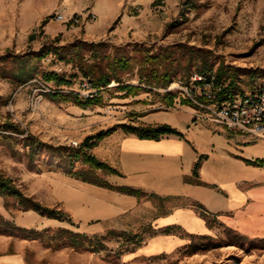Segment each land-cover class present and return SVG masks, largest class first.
<instances>
[{
  "label": "rangeland",
  "instance_id": "1",
  "mask_svg": "<svg viewBox=\"0 0 264 264\" xmlns=\"http://www.w3.org/2000/svg\"><path fill=\"white\" fill-rule=\"evenodd\" d=\"M113 5L116 8L110 12ZM94 7L97 9L95 14L91 13ZM56 14L64 15L67 21L57 22ZM126 16L128 30L123 34L113 33L119 28L121 17ZM72 19H79V22ZM48 23L63 33L46 34ZM78 40L87 44L107 42L112 47L127 46L131 50L137 45H145L153 47L155 52L177 45L211 51L218 62L217 67L223 64L240 71L242 90L251 89L255 83L264 86V0H0V173L12 178L26 195L64 212L62 203L56 198L57 187L51 184L49 177L54 174L70 176L64 173V168H58L60 162L48 153L41 154L33 164L35 168L31 169L28 150L22 148V140L27 134L56 147L80 149L86 138L115 125L139 122L138 118L147 113H160L158 117L163 119H183L186 114L182 109L187 108H181L184 105L179 101L184 103L185 100L177 86L172 91L146 88L138 75V66L123 74V82L140 90L126 95L119 92L118 84L113 82L93 98L98 105L85 109L75 103H58L49 97L52 93L48 89L54 93L79 95L84 79L81 74L71 78L78 72L71 65L54 62L51 58L39 63L32 61L41 72L65 75L72 80L70 86L46 83L41 76L18 86L7 78L6 73L20 65L16 57L37 53L46 45L63 46ZM178 82L179 78L173 84ZM168 92L181 99H177L176 104L171 103ZM6 122L24 134L3 132ZM53 162L56 165L51 167L49 164ZM81 167L78 163L77 168ZM97 174L105 179L108 177L103 172ZM4 203L0 198L1 213L19 227L39 231L50 229L51 234L60 228H70L68 222L62 226H48V218L33 211L18 212L12 206L11 212H7L3 209ZM173 204L150 197L148 210L137 221L140 228L133 227L131 220L119 219L117 228L98 234L114 233L108 237V250L98 254L70 248L52 249L39 240L0 234V264H66L68 261L84 264H264V241L261 240L264 238L239 241L220 227L212 237L221 243V248L194 255H184L182 251L127 262L126 254L135 245L117 235L138 233L146 242L156 234L152 220L170 211ZM181 206L188 204L181 203ZM199 238L195 236L192 241L199 242ZM194 256L203 258L197 257L195 262H190L188 258Z\"/></svg>",
  "mask_w": 264,
  "mask_h": 264
},
{
  "label": "crops",
  "instance_id": "2",
  "mask_svg": "<svg viewBox=\"0 0 264 264\" xmlns=\"http://www.w3.org/2000/svg\"><path fill=\"white\" fill-rule=\"evenodd\" d=\"M95 10L92 8L91 13L95 14ZM120 15L121 12L113 21ZM126 19L127 16L121 17V24L113 33L123 34L128 30ZM45 29L48 35L63 33L53 29L50 23ZM183 107H187L182 109L186 114L183 119H163L158 117L160 113H147L138 118L139 122H132L141 126L168 124L181 132L182 137L166 135L161 140L140 139L119 129L92 150L95 156L123 175L108 176L112 185L140 189L147 194L145 198L125 195L62 174L49 177L51 184L58 188L56 198L74 224L65 228L98 235L117 228L118 220L124 218L131 220L138 230V218L142 219L148 210L152 196L173 202V207L152 220L156 234L142 246L128 251L127 262L172 254L195 236H215L218 227L249 239L264 238V162L261 163L264 161V139L231 133L197 117L196 109ZM201 157L195 174V165ZM181 203L188 206H181ZM200 211L214 222L213 228L201 217ZM47 221L48 226L53 227L65 223ZM168 227H176L182 232L166 235L163 231ZM197 257L203 258L188 259L195 262ZM66 264L84 263L68 261Z\"/></svg>",
  "mask_w": 264,
  "mask_h": 264
},
{
  "label": "trees",
  "instance_id": "3",
  "mask_svg": "<svg viewBox=\"0 0 264 264\" xmlns=\"http://www.w3.org/2000/svg\"><path fill=\"white\" fill-rule=\"evenodd\" d=\"M46 58H51L54 62L71 65L74 70L78 71L71 78H78L81 74L83 79L88 80L98 90L107 89L113 82H116L118 84L117 90L126 95H131L135 91L140 90L132 85H125L123 82V74L132 72L135 66L139 67L138 75L140 76L141 83L146 85L145 87L149 90L153 88L167 89L178 78L180 82H187L196 74L207 75L209 73H215L219 81L225 85L219 97V103L233 99L237 95L252 92L258 88H264V86L255 83L251 89L247 91L242 90L240 71L234 67H226L223 64L217 67L218 62L213 59L211 51L196 49L194 47L190 48L184 45L167 47L157 52L154 51L153 47L145 45H137L131 50L127 46L112 47L107 42L87 44L80 40L63 46L46 45L37 53L16 57L20 65L18 69L8 71L6 73L8 74L7 78H10L18 86L26 85L38 76H41L46 83L54 82L57 86H70L72 80H69L65 75H59L54 71L41 72L38 65L32 64V61L39 63ZM2 60L6 62L5 58ZM167 94L171 99V103L175 102L176 104L177 99H181L177 98L173 92H168ZM49 97L52 101L58 103H75L84 109L91 105H98L97 100L84 99L85 101H83L79 95H73V93L63 94L56 92L49 95ZM183 100H185L184 103L179 101L181 105L195 108L185 97ZM2 128L3 132H13L18 135L24 134L10 122L4 123ZM119 129L127 134L135 135L140 139L148 140H161L166 135L183 136L181 132L168 124L155 126L120 124L86 138L80 149L67 146L56 147L42 142L32 134H27L22 140V148L28 150L29 167L31 169L35 168L33 164L41 154L48 153L53 159L60 162L58 168H64V173L76 180L114 190L125 195L135 196L139 199L145 198L147 194L144 191L130 186L116 187L107 179L97 174V172H103L107 176H123L117 169L100 160L92 153V150L100 141ZM202 159L201 157L195 165V174H197ZM78 163L82 165L80 169L77 168ZM49 165L53 167L56 163L53 162ZM0 198L4 199V209L7 212H11V207L13 206V209L18 212L33 211L41 217L59 222H68L74 225L70 216L63 210L45 206L33 197L26 195L12 178L6 177L2 173H0ZM196 206L203 209L201 205ZM14 215L12 213V216ZM200 215L207 220L210 228L214 227V222L205 213L201 212ZM177 230L178 228L176 227H168L163 232L166 235H170L173 232H177ZM0 234L10 237H22L26 240H39L48 248L52 249L70 248L77 251L98 254L108 250V237L114 233L109 232L107 235L90 236L60 228L51 234L50 229L39 231L19 227L0 212ZM228 235H233L239 241L249 240V238L241 236L231 230H228ZM117 237L126 239V242L134 244L135 248L145 243V238L138 233L132 235L121 233ZM199 240V242L191 240L189 244L174 253L183 251L184 255H194L198 252H208L222 247L221 243L215 242L210 235H201ZM261 240L264 241V239Z\"/></svg>",
  "mask_w": 264,
  "mask_h": 264
},
{
  "label": "built area",
  "instance_id": "4",
  "mask_svg": "<svg viewBox=\"0 0 264 264\" xmlns=\"http://www.w3.org/2000/svg\"><path fill=\"white\" fill-rule=\"evenodd\" d=\"M55 20L63 23L67 21L62 14H56ZM72 21L78 23L79 19ZM174 86H177L183 96L194 105L197 117L222 126L231 133L264 139V88L219 103L225 85L215 73L196 74L187 82L172 84L168 90L172 91ZM80 89L79 97L83 99H93L100 91L86 79L81 83ZM48 92L54 93L50 89ZM74 145L77 146L78 143L74 142Z\"/></svg>",
  "mask_w": 264,
  "mask_h": 264
}]
</instances>
